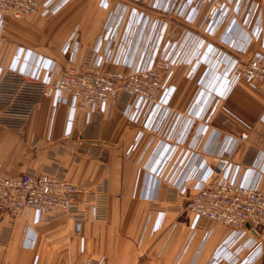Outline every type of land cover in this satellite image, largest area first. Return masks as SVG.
I'll use <instances>...</instances> for the list:
<instances>
[{"label": "crops", "instance_id": "obj_1", "mask_svg": "<svg viewBox=\"0 0 264 264\" xmlns=\"http://www.w3.org/2000/svg\"><path fill=\"white\" fill-rule=\"evenodd\" d=\"M252 1L254 7L218 0L221 11L210 19L212 1L183 0L170 11L172 0H70L54 14L5 20L4 72L43 78L54 66L56 82L63 69L98 51L107 70L128 73L150 66L163 47L174 63L166 104L151 105L138 121L120 100L105 110H74L64 95L44 97L19 129L0 125V175L59 168L72 184L106 195L100 218L84 209L80 229L68 217L37 221L33 210L11 225L0 216V239L9 230L0 264L232 261L225 249L232 230L207 220L194 227L187 204L221 154L232 155L239 182L264 190V86L231 79L237 60L264 46V0ZM244 133L248 138L238 141ZM248 237L238 245L252 244ZM248 255L245 249L238 258ZM250 264H264V248Z\"/></svg>", "mask_w": 264, "mask_h": 264}, {"label": "built area", "instance_id": "obj_2", "mask_svg": "<svg viewBox=\"0 0 264 264\" xmlns=\"http://www.w3.org/2000/svg\"><path fill=\"white\" fill-rule=\"evenodd\" d=\"M69 1L46 0L41 4L37 0H0V38L7 18L54 14ZM172 1L170 11L183 0ZM194 1L188 0L190 4ZM201 1H212L208 10L210 19L218 16L221 11L218 0ZM244 3H249L251 7L255 5L252 0H238L239 6ZM110 31L114 32L113 35L108 34L105 39L113 44L116 31L113 27ZM97 52L93 51L81 64L63 69L56 82H52L54 66L47 68L43 78L25 76L14 68L5 72L0 70V105L3 106L0 125L13 129L23 127L44 97L60 101L64 95H69L74 110L89 108L91 111L105 110L120 100L127 117L135 121L151 105L166 104L167 84L172 75L170 67L174 61L165 58L164 47L162 56L157 54L150 66L131 69L128 73L107 70L104 66L107 60L98 56ZM112 55L109 52L108 60ZM231 79L234 83L240 80L258 81L264 86V46L249 58L238 59L231 70ZM247 138L244 133L238 141ZM238 175L239 168L234 165L232 155H218L209 178L197 186L187 209L194 216V227L207 220L230 228L232 235L225 249L235 257L229 264H250L264 248V190L257 184L250 186L239 182ZM178 188L184 193V182H180ZM103 189L74 185L59 168L41 174L27 172L21 177L0 175V216L9 218L11 225L17 216L33 210L37 221L45 216L51 219L68 217L73 218L76 229H80L85 219L84 209L90 210L94 218L103 214L106 203ZM8 234L9 230L0 239L1 245H6ZM246 234L253 243L238 245ZM245 249L249 255L241 260L238 255Z\"/></svg>", "mask_w": 264, "mask_h": 264}, {"label": "water", "instance_id": "obj_3", "mask_svg": "<svg viewBox=\"0 0 264 264\" xmlns=\"http://www.w3.org/2000/svg\"><path fill=\"white\" fill-rule=\"evenodd\" d=\"M119 94H120V91L117 93L115 100L118 98Z\"/></svg>", "mask_w": 264, "mask_h": 264}]
</instances>
